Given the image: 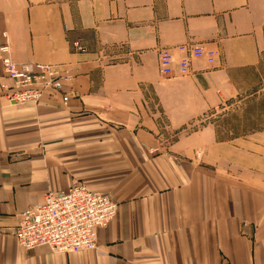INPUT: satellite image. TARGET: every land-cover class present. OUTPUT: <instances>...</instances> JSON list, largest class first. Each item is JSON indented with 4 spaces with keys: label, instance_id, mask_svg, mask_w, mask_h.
<instances>
[{
    "label": "crops",
    "instance_id": "crops-1",
    "mask_svg": "<svg viewBox=\"0 0 264 264\" xmlns=\"http://www.w3.org/2000/svg\"><path fill=\"white\" fill-rule=\"evenodd\" d=\"M4 33L16 63L66 80L38 106L0 95V264H264V131L190 127L259 64L264 0H0ZM195 45L211 72L162 76V51ZM75 183L118 204L98 249L25 251L21 214Z\"/></svg>",
    "mask_w": 264,
    "mask_h": 264
},
{
    "label": "built area",
    "instance_id": "built-area-1",
    "mask_svg": "<svg viewBox=\"0 0 264 264\" xmlns=\"http://www.w3.org/2000/svg\"><path fill=\"white\" fill-rule=\"evenodd\" d=\"M3 36L7 41L0 44V67L9 82L0 84V95L5 102L9 106H38L45 95L59 94L66 78L51 65L16 63L11 57L7 33ZM180 50L184 55L179 60L169 50L161 52L159 68L165 78H175L176 74L190 76L196 62L203 61L205 70L216 67V53L203 45ZM117 210L118 204L108 196L75 183L67 191L46 193L42 204L24 211L15 237L25 251L41 247L55 254L93 251L98 249L97 229L108 227Z\"/></svg>",
    "mask_w": 264,
    "mask_h": 264
},
{
    "label": "rangeland",
    "instance_id": "rangeland-1",
    "mask_svg": "<svg viewBox=\"0 0 264 264\" xmlns=\"http://www.w3.org/2000/svg\"><path fill=\"white\" fill-rule=\"evenodd\" d=\"M208 71L211 72H204ZM230 72L234 80L233 89L230 91L226 87L223 94L217 93L219 100L216 99V104L209 105L199 118L190 120V127H211L222 141L249 135L259 136L264 131V47L255 68ZM223 95L226 96L224 100ZM168 139L174 141V134L169 133Z\"/></svg>",
    "mask_w": 264,
    "mask_h": 264
}]
</instances>
